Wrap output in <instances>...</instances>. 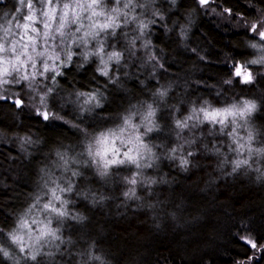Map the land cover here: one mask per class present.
Instances as JSON below:
<instances>
[{"label":"clouds","instance_id":"obj_1","mask_svg":"<svg viewBox=\"0 0 264 264\" xmlns=\"http://www.w3.org/2000/svg\"><path fill=\"white\" fill-rule=\"evenodd\" d=\"M14 2L15 11L9 8L0 13V99L10 92L9 85L24 84L27 107L35 116L43 121L61 120L81 138L76 149L53 147L54 159L50 167L39 169V187L30 194L29 203L14 215L11 227L0 228V260L6 264H54L57 256L64 255L63 250L75 243L65 236V223L88 220L74 207L78 200L96 207L112 199L109 192L93 191L78 183L85 177V169L101 188L112 181L118 183L124 205L135 202L138 208L149 207L154 212L158 205L147 198L154 195L157 186L168 183L156 175L164 161L187 173L200 167L197 157L212 156L220 178H244L250 184L264 185V129L255 126L262 101L253 95L224 93L225 86L238 83L251 89L264 80V10L258 9L255 17L243 20L241 26L254 34L244 41L251 55L227 61L231 74L222 78L214 92L220 103L208 96L173 103L176 84L159 82L147 97L127 104L113 122L89 128L84 121L109 118L101 112L109 102L108 85L120 88L122 78L132 77L134 64L153 69V76L163 67L149 33L157 20H167L168 12L176 10L180 0H167L171 5L167 10L161 0ZM195 3L222 20L232 21L230 6L217 11L209 6V0ZM165 30L172 31L167 25ZM190 31L189 26H180L181 46L186 47ZM200 59L205 57L200 55ZM89 66L95 77L103 78V86L59 91L58 78L65 69L74 67L83 73ZM140 84L146 86V81ZM53 99L61 108L70 109L76 119L55 110ZM15 103L18 109L24 106L19 95ZM182 106L186 108L183 113ZM165 110L170 112L167 129L160 119ZM158 133L171 136L172 142L157 143L153 137ZM17 139L26 156H31L30 148L43 143L27 133ZM170 218L177 227L184 226L175 211ZM236 235L238 241L254 245L250 234ZM74 264L121 262L98 247L95 240H89L78 251Z\"/></svg>","mask_w":264,"mask_h":264},{"label":"trees","instance_id":"obj_2","mask_svg":"<svg viewBox=\"0 0 264 264\" xmlns=\"http://www.w3.org/2000/svg\"><path fill=\"white\" fill-rule=\"evenodd\" d=\"M14 5L16 7L14 0H0V13ZM161 5L166 10L171 8L167 0H161ZM209 6L217 11L223 6L232 7V21L213 15L195 0H180V6L168 12L167 20H157L149 33L163 67L153 76V69L134 64L132 77L122 78L120 88L115 85L106 88L109 102L101 112L109 118L84 123L94 128L113 122L127 104L147 97L149 90L155 89L159 82L176 84L171 96L173 103L202 96L220 103L221 98L214 92L222 78L231 74L227 61L243 60L251 55L244 41L254 38V34L241 26L243 20L255 17L258 9L264 10V0H216L215 4L209 0ZM238 20L240 24L236 23ZM165 25L172 31L166 32ZM181 25L191 29L186 47L181 46L178 35ZM200 55L205 59L201 60ZM58 80L60 92L105 84L103 78L95 77L92 66L83 73H77L74 67L65 69ZM142 80L146 81V86L140 84ZM21 86L13 85L0 99V228L4 229L13 225L14 215L27 206L30 194L39 187V169L51 166L53 147L76 149L81 138L61 120L43 121L35 116L27 107L25 86ZM224 93L260 98L262 107L255 117V126L264 129V80L251 89L238 83L225 86ZM16 95L24 101L19 109L14 100ZM51 103L61 115L76 119L70 109L61 108L55 99ZM185 111L182 106L181 113ZM169 117L167 110L160 116L166 129L170 127ZM24 133L43 141L29 149L31 156H26L19 148L17 136ZM153 138L157 143L172 142L171 136L165 133L154 134ZM196 159L200 167L187 173L178 171L167 161L162 163L156 175L166 178L168 183L157 186L154 195L147 198L149 203L158 205L155 212L149 207L138 208L135 202L124 205L118 183L112 181L101 188L85 169V177L78 183L93 191L109 192L112 199L96 207L78 200L74 207L87 215L88 220L83 224L65 223V236L75 243L65 248L64 255L57 256L54 264H74L78 251L89 240H95L98 247L110 251L121 264H264V185L250 184L244 178H220L214 167L215 157ZM173 211L183 227H177L171 220ZM156 223L161 227L157 228ZM237 233L250 234L255 247L253 243L238 241ZM0 264L6 262L0 260Z\"/></svg>","mask_w":264,"mask_h":264},{"label":"rangeland","instance_id":"obj_3","mask_svg":"<svg viewBox=\"0 0 264 264\" xmlns=\"http://www.w3.org/2000/svg\"><path fill=\"white\" fill-rule=\"evenodd\" d=\"M15 5L14 6H12V8H10L12 11H15ZM37 27H40V25H37ZM22 84H20V85H14V87H19V86H21ZM13 85H9L8 87L10 88V87H12ZM21 87H24V86H21ZM15 100V99H14ZM51 161V160H50ZM81 178H83V177H81Z\"/></svg>","mask_w":264,"mask_h":264},{"label":"snow or ice","instance_id":"obj_4","mask_svg":"<svg viewBox=\"0 0 264 264\" xmlns=\"http://www.w3.org/2000/svg\"><path fill=\"white\" fill-rule=\"evenodd\" d=\"M253 247H255V245H253Z\"/></svg>","mask_w":264,"mask_h":264}]
</instances>
